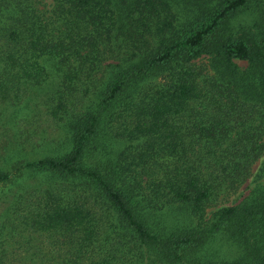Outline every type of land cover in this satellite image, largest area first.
Returning a JSON list of instances; mask_svg holds the SVG:
<instances>
[{"label":"trees","instance_id":"trees-1","mask_svg":"<svg viewBox=\"0 0 264 264\" xmlns=\"http://www.w3.org/2000/svg\"><path fill=\"white\" fill-rule=\"evenodd\" d=\"M54 76L68 149L0 168V264H264V184L229 200L264 154V0H0V105Z\"/></svg>","mask_w":264,"mask_h":264},{"label":"rangeland","instance_id":"rangeland-1","mask_svg":"<svg viewBox=\"0 0 264 264\" xmlns=\"http://www.w3.org/2000/svg\"><path fill=\"white\" fill-rule=\"evenodd\" d=\"M44 2L50 4L51 0H44ZM239 64L245 63L239 61ZM55 81L56 76L39 88L27 87V96L23 101L26 107L0 105V168L14 172L24 162L46 155L60 154L68 149L67 133L48 115L45 106L48 96L54 92ZM263 165L264 154L254 164L253 175L238 189L237 193L229 198L230 201L234 199L235 203L239 202L256 184H264V175L258 176ZM24 177V180L26 179L32 187L37 184L41 188L45 187L43 183H39L38 177ZM7 189L12 192L17 191L18 187L14 183H6L0 186V193ZM5 204H8V201ZM5 206L2 204L0 209ZM217 245L220 254L224 257H233L238 254L236 247L226 240L217 241Z\"/></svg>","mask_w":264,"mask_h":264}]
</instances>
